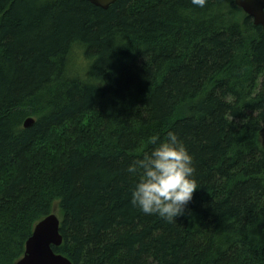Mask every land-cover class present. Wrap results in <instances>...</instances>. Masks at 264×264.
<instances>
[{
	"label": "trees",
	"instance_id": "trees-1",
	"mask_svg": "<svg viewBox=\"0 0 264 264\" xmlns=\"http://www.w3.org/2000/svg\"><path fill=\"white\" fill-rule=\"evenodd\" d=\"M263 125L264 31L233 0H0V264L53 212L72 264H264ZM170 131L199 184L173 222L127 170Z\"/></svg>",
	"mask_w": 264,
	"mask_h": 264
},
{
	"label": "clouds",
	"instance_id": "clouds-1",
	"mask_svg": "<svg viewBox=\"0 0 264 264\" xmlns=\"http://www.w3.org/2000/svg\"><path fill=\"white\" fill-rule=\"evenodd\" d=\"M192 3L202 8L206 0H192ZM149 143L155 147L134 160L127 169L129 173L139 174L131 203L144 214L159 215L167 222H173L184 214L199 188L194 178L193 157L177 134L171 131L164 139L150 137Z\"/></svg>",
	"mask_w": 264,
	"mask_h": 264
},
{
	"label": "water",
	"instance_id": "water-1",
	"mask_svg": "<svg viewBox=\"0 0 264 264\" xmlns=\"http://www.w3.org/2000/svg\"><path fill=\"white\" fill-rule=\"evenodd\" d=\"M86 1L95 7L107 9L117 0ZM233 2L252 19L254 25L261 26L264 31V0H233ZM33 123L34 119L27 117L23 122V127L29 128ZM259 137L264 150V125L259 130ZM59 223L60 220L55 212L37 222L25 242L23 255L15 264H72L67 257L55 253L52 249V246H59L62 243Z\"/></svg>",
	"mask_w": 264,
	"mask_h": 264
}]
</instances>
